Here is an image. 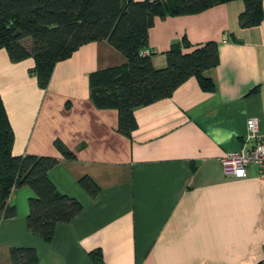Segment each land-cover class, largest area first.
<instances>
[{"label":"crops","instance_id":"1","mask_svg":"<svg viewBox=\"0 0 264 264\" xmlns=\"http://www.w3.org/2000/svg\"><path fill=\"white\" fill-rule=\"evenodd\" d=\"M243 8V0H226L154 17L153 66L164 67L166 49L184 36L191 46L214 39L219 62L203 70L214 87L189 76L170 95L136 106L129 135L117 130V109L98 107L90 96L92 71L127 61L106 39L56 61L45 87L32 72V55L12 60L0 47L13 154L56 156L48 177L82 204L43 241L26 224L34 191L14 187L7 201L16 213L0 218V264H11V247L22 245L35 247L39 264H264V180L255 165L243 177L221 165L228 152L253 143L249 116L264 134V0L259 23L240 26ZM56 141L75 157L63 156ZM85 174L99 186L94 195L78 181Z\"/></svg>","mask_w":264,"mask_h":264},{"label":"trees","instance_id":"2","mask_svg":"<svg viewBox=\"0 0 264 264\" xmlns=\"http://www.w3.org/2000/svg\"><path fill=\"white\" fill-rule=\"evenodd\" d=\"M221 1L226 0H0V47L6 48L12 60L32 55V72L38 85L45 87L56 61L84 42L106 39L126 55L127 61L92 71L90 96L98 107H115L117 130L129 135L137 125L133 113L136 106L170 95L189 76L195 75L204 89L214 87L203 74L219 62L218 42L214 39L191 46L184 36L166 49L164 67L153 66L152 50L143 53L142 49L148 48V31L154 17L194 13ZM243 1L239 25L259 23L262 0ZM25 38L30 39L28 44ZM13 138L0 95V218L16 213L14 205L8 204V195L14 187L27 184L34 191L28 198L27 228L49 241L56 223L70 221L82 204L61 192L48 177V169L58 160L56 156L13 154ZM56 145L63 156L75 157L60 142ZM78 181L92 195L99 190L89 175H82ZM92 255L99 261V250ZM10 258L11 264H39L34 246L11 247Z\"/></svg>","mask_w":264,"mask_h":264},{"label":"built area","instance_id":"3","mask_svg":"<svg viewBox=\"0 0 264 264\" xmlns=\"http://www.w3.org/2000/svg\"><path fill=\"white\" fill-rule=\"evenodd\" d=\"M151 49L143 48V53H149ZM247 137L253 139V143L240 150L230 151L221 158V165L225 174L233 177L247 175L250 165L257 167L258 176L264 180V134L258 128L257 116L247 118Z\"/></svg>","mask_w":264,"mask_h":264},{"label":"rangeland","instance_id":"4","mask_svg":"<svg viewBox=\"0 0 264 264\" xmlns=\"http://www.w3.org/2000/svg\"><path fill=\"white\" fill-rule=\"evenodd\" d=\"M24 42L28 44V43L30 42V39L25 38V39H24Z\"/></svg>","mask_w":264,"mask_h":264}]
</instances>
